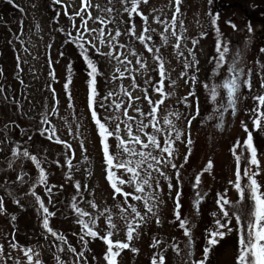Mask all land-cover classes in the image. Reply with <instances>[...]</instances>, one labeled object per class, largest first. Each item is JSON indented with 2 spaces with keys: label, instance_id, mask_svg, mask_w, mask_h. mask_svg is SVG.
Returning a JSON list of instances; mask_svg holds the SVG:
<instances>
[{
  "label": "rangeland",
  "instance_id": "374dc122",
  "mask_svg": "<svg viewBox=\"0 0 264 264\" xmlns=\"http://www.w3.org/2000/svg\"><path fill=\"white\" fill-rule=\"evenodd\" d=\"M211 1L181 0L180 11L176 13L175 0H148L138 6V11L147 17L144 22L136 14L129 18L125 8L131 7V0L126 3L121 0H89L91 7L80 16L75 13L82 7L81 0H61L60 3L56 0H0V189L18 177L25 180L29 174V181L37 182L31 186H36L37 195L53 214L47 217L49 227L57 236L65 237L69 245L66 251L70 253L66 260L62 255L64 248L60 250L53 239L49 243L40 237L35 226L38 217L35 208L25 211L21 203L0 196L3 203V211H0V264H29L25 256L27 249H31L29 255L33 264L37 260L41 264H107L104 259L107 245L100 238L84 235L77 221H88L89 217L79 216L74 207L96 218L94 230L101 237L110 230L106 217L111 216L116 225L111 237L114 242H127V225L121 219V208L128 209L123 215H127L133 224L139 223L130 242V249L138 251L122 250L116 258L118 264H152L153 257L158 260L161 255L165 264H196L203 259L205 247H210L206 264H236L239 233L234 214L242 217L240 231H243L250 200L240 201L234 187L237 160L233 151L241 157V183L246 188L243 170H256L248 163L251 154L244 145L249 132L259 161L260 174L255 178L264 192V120L260 128L253 123L264 113V106L255 99L264 96V0H222L228 9L234 7L236 13L233 16L227 9L218 16L213 14ZM107 8L113 11L109 13ZM89 13L91 19H88ZM174 13L175 21L172 19ZM216 17L214 25L212 21ZM82 18L88 20V29H104V44L99 43L98 32L84 30ZM97 18L105 23H99ZM246 18L252 21V26L246 23ZM130 27L134 28L135 35L128 32ZM145 27L151 29L144 33L151 36V40L141 43L138 37ZM61 30H65L68 36L71 33V37H77L79 30L83 36L79 40L93 50L100 79L95 87L92 110L109 131L115 132L116 125L120 124L118 135L124 140H127L122 123L124 108L127 107L128 115L137 121L147 123L146 115L141 116L135 109L149 113L151 105L144 99L145 94L153 103L161 99V95L154 91L161 79L158 61L154 57L161 58L166 73L164 92L167 93L157 112L162 131L155 133L149 127L144 132L155 135L163 147L169 131L163 118L167 116L172 121L174 151L171 164L158 165L159 172L144 166L152 173V187L146 186L144 194L136 193L134 186L127 183L119 185L133 195L153 194L156 199L148 203L154 206L155 215L147 212L144 201L129 196L126 203L124 196H114L106 179L104 153L89 108V89L80 74L73 77L75 70L68 69L67 61L72 59L75 63L76 53L66 45L61 55L57 52L63 47ZM117 31L121 35L109 47L108 34L114 36ZM177 36L180 37L179 47H175ZM218 43L222 46L220 52L223 47L228 49L223 53V61L219 59ZM148 47L154 51L149 52ZM109 52L113 56L123 54L121 59L127 56L130 63H120L113 56L106 55ZM137 59L145 65L144 68H140ZM218 63L220 67H217ZM186 64L189 67L186 68ZM230 68L239 73L240 83L234 113L232 108L224 111L228 105L227 90L219 87L232 75ZM69 81L66 90L65 84ZM133 84L137 87H132ZM213 86L217 87L216 101L211 99L210 88ZM125 91L140 98L134 100L131 107H128ZM109 93L113 95L109 97ZM116 103H121L119 110L115 108ZM173 113L179 114V118L171 115ZM45 118L47 123L42 122ZM135 127L133 124L134 132ZM51 129H55L56 135L50 140ZM176 131L180 133L179 139H175ZM136 134L147 142L144 134ZM106 142L111 153L119 151L115 135L106 137ZM133 147L140 150L138 145ZM25 150L37 157L46 173V185L38 182L39 169L22 155ZM14 151L19 155L14 156ZM144 151H151L157 157L167 156L155 148ZM69 160L71 165L67 162ZM209 161L213 166L205 170ZM18 171L23 176L18 175ZM114 172L125 181L130 177L122 169H114ZM197 175L200 176L198 185ZM24 184L21 188L13 185L12 194L25 190ZM77 184L80 185L79 191L75 187ZM197 194L199 204L196 203ZM221 196L231 202L225 210L230 214L227 221L233 231L229 233L223 229L225 237L217 238L218 244L209 246V233L216 230V220L225 222L226 219L217 204ZM177 200L179 215L187 220L190 236L184 235L176 218ZM129 205H135L145 219L140 221L135 217ZM39 209L42 211L40 206ZM82 235L83 241L80 239ZM57 236L53 237L58 239ZM156 241L159 243L155 244ZM174 247L179 248V253ZM79 253L83 255L79 256Z\"/></svg>",
  "mask_w": 264,
  "mask_h": 264
},
{
  "label": "snow or ice",
  "instance_id": "6c2138e0",
  "mask_svg": "<svg viewBox=\"0 0 264 264\" xmlns=\"http://www.w3.org/2000/svg\"><path fill=\"white\" fill-rule=\"evenodd\" d=\"M57 3H60L61 0H56ZM111 2V0H109ZM127 0H121V3H126ZM148 0H131V7L130 8H125V11L128 13L129 18L131 19L133 14H136L140 16L144 22L147 21V17H144L142 13L138 11V6L142 3L146 4ZM82 7L80 11L76 12L75 15L80 16L82 12H86L89 7H91L89 0H81ZM175 3L177 5L176 8V13L180 11L179 5L181 3V0H175ZM107 12L111 13L113 11L112 8H107ZM176 13L173 14V21L176 19ZM67 14V13H66ZM91 14H88V19H91ZM99 20V23L104 24L105 21L103 19L97 18ZM87 22L88 20L82 18V25L84 27L85 31L88 32H98V37L97 39L99 40V43L104 44L106 41L104 39L106 33L103 28L100 29H88L87 28ZM182 23V22H181ZM212 23L215 25L216 20L213 19ZM174 26V25H173ZM233 28H235V25H232ZM168 29L166 28L165 31ZM151 29L145 27L138 39L141 41V43H144L146 40H151V36H145L144 33L150 32ZM128 32L132 35H135L134 28H129ZM174 36L176 35L175 32L172 33ZM109 35V39L107 40V44L109 47L113 46V41H115L116 37L121 35L119 31L115 33V35ZM69 37L71 38L72 42H75L77 39H83V36L79 34L78 30V36L77 37H71V33H69ZM166 39V38H165ZM177 44L175 47H179V40L180 37L177 36ZM88 44H91V41H87ZM195 43V42H194ZM81 49V55L83 56L85 62L87 63L88 68L90 71L88 72L89 77L92 79L89 81V88H90V93H89V108L92 110V105L95 101V88H94V83H95V76L98 74L97 73V68L93 64V62L89 59L88 57V50L84 47V44L79 45ZM119 47H124L123 45H120ZM221 45L218 43L217 44V51L220 52ZM147 50L149 52L154 51L153 48L148 47ZM98 51V50H97ZM155 51H159L158 49H155ZM228 49L227 47H223V52H220V61L224 60V52H227ZM132 55H135L134 52L131 53ZM106 55L108 56H113L112 52L107 53ZM123 54L121 53H116L113 58L118 60L120 63H130V61L127 60V56H124L123 59H121V56ZM154 59L158 61V69H159V75L161 77L160 81L157 83V85L154 87V91L159 93L161 95V99L153 103L151 99L148 97L147 94H145L144 99L148 101L149 105H151L150 111L147 114H144L140 111L139 108L135 109L136 112L140 113L141 116L146 115V119L148 120L147 123L144 122V120H139L133 116L128 115V108H124L123 114L125 117V120L122 121L124 124V128L127 132V140L121 139L118 135L120 132V124L116 125L115 132L109 131L108 128L104 123H101L99 119L96 117V112L92 110V117L93 120L95 121L97 127H98V132L101 137V143L103 145V153H104V160H105V165H106V172L107 176L106 179L110 183V186L114 190V196L115 195H122L125 197V202L127 203V198L131 196L133 200L136 201H144V208L147 210L148 213H152L155 215L153 212V205H150L148 202L151 200H155L156 197L153 194H146V195H133L132 193L125 192L122 187L119 185H123L125 183L134 186V191L136 193L144 194L145 193V187H152L151 180H152V173L150 171H147L145 169V165H147V169H152L157 172L160 171L158 165L160 164H171V157L173 155V140H172V132L174 129V125L172 121L165 116L163 118V123L165 125L169 126V131H168V139L164 140V145L161 146V144L157 141L156 136L151 134V133H145L144 130L146 128L151 127L155 133H160L162 131L161 127L159 126V122L157 121V112L159 109V106L164 103V97L167 95V93L164 92V81L166 78V73L164 70V65L159 56H155ZM137 64L140 65V68H144L145 65L137 59ZM221 65L218 63L217 67H220ZM185 67H189V65H185ZM127 71V69H125ZM229 72L232 73V75L227 78L222 85H219V87H222L223 89L227 90V98H228V105L227 107L224 108V111H227L228 108L233 109V113L235 110V100H236V93L238 89L240 88V83L238 82L239 78V73L235 70V68H230ZM183 75V74H182ZM120 77H123V73L120 74ZM116 78V77H114ZM194 79V78H193ZM147 82V81H146ZM69 82L65 84V89L67 90L69 87ZM175 83V82H173ZM247 84L248 82L245 81ZM264 86V85H262ZM132 87H137V85L133 84ZM206 88L209 86L206 84ZM250 87V85H249ZM210 94H211V99L213 101H216L218 92H217V87L213 86L210 88ZM112 93H109L108 96H112ZM124 95L128 97V107H131V104L134 100H139V97H133L130 92L125 91ZM107 99V97L105 98ZM259 101V104L261 106H264V96H259L256 97ZM123 103V102H121ZM121 103H116L115 108L119 110L121 108ZM55 111V109H53ZM258 111V110H257ZM175 115L177 119L179 118V114H171ZM222 114H221V120H222ZM264 120V113H261L255 120H254V125L257 128L261 127V121ZM43 123H47V118L42 121ZM131 122V123H130ZM190 123V122H189ZM133 124H135V132L133 128ZM246 132H248V129L245 127L244 129ZM47 131V130H45ZM136 132L142 133L147 137V142L141 139L140 135H137ZM56 135L55 129H51V135L48 137V139H52ZM116 137L118 143L116 145L117 149L119 150L117 153L113 154L109 151L108 144L105 142L106 137L109 136H114ZM180 133L178 131L175 132V139H179ZM253 137L252 133L249 132L247 139L244 141V145L246 148V151L250 152V159L248 160V163L252 166H255L256 170L254 171L252 168H245L243 170V177L247 179V187L245 188L244 185L241 183V171H240V159L241 157L236 154L235 150L233 151L234 156L236 157L237 160V172H236V181L234 182V187L237 190L239 194V200L242 201L245 198L250 200V207L248 208L247 212V223L246 226L244 227L243 231H240L241 228V222H242V217L239 214H234L235 219L237 222V230H238V256L236 259V264H264V192L261 191V186L259 185L258 181L256 180V176H258L259 173V161L257 159V153L256 149L253 147L252 143ZM57 143H63L60 140H56ZM191 141H189V144ZM133 145H138L139 149L138 150L136 147H133ZM66 147H71L70 145H65ZM149 148H155L158 149L161 153H166V157H157L152 154L151 151H144L145 149ZM14 156L19 155L17 152H13ZM22 155L26 158H29L39 169V183L46 185V173L43 168L40 167V163L35 156H31L27 150L23 151ZM124 157V158H122ZM130 157H139L138 159H131ZM185 161H187V156L185 157ZM69 165H71V161H67ZM11 166V165H10ZM173 168H175V165H171ZM212 162L209 161L207 168L205 170H209L212 168ZM114 169H122L125 173H129L130 177L127 181L123 179H119L115 172ZM163 175V173H161ZM18 179H22L21 177H18ZM200 182V176L197 175L196 177V184L198 185ZM230 183H233L230 181ZM77 190L79 191L80 185L77 184L75 186ZM86 187V186H85ZM158 187V185H157ZM171 188V185H169ZM48 192H51V188L47 189ZM31 195L35 197L36 202L39 204L40 208L42 209L43 213L45 214V219L43 221V227L49 231L53 236H57V233H55L50 227H49V221L47 219L48 216L53 215L52 213L49 212L48 208L44 206L43 201L41 200L40 196L37 195V193L32 190ZM179 193H177V197H179ZM198 199L196 201L197 204L200 202L199 194ZM17 203H19L17 201ZM231 202L224 196H221L217 200V204L220 210V213L225 219V222H221L220 219L216 220V230L211 231L209 233V239L207 241L209 246H214L218 244V239H223L226 235L225 231L223 229H227V232L233 231L231 227H229V222L227 221V218L229 217V212L225 210V206L229 205ZM93 208L96 207L94 203L91 204ZM129 208L131 210V213L135 214V217H138L140 221H143L145 219V216L141 214V212L137 211V208L135 205H129ZM179 200H177L176 203V218L179 221V226L184 230V235L185 236H190V230L186 227L187 225V220L182 219L179 215ZM74 210L78 213L79 216L84 217L88 216L89 219L88 221H85L83 219H79L77 222L81 226V230L84 232V235L89 236L93 239L95 238H100L103 240V242L107 245V251L104 254V259L106 260L107 264H118L117 257L120 255L121 251L124 249H130V242L134 238V233L136 232V229L139 227V223L133 224L131 220L128 219L127 215H123V213H126L128 209L121 208V219L125 220L126 225H127V231H126V241L127 242H120L116 241L114 242L111 237L113 235V231L116 228V225L112 223V217L107 216L106 217V223L108 224V228L110 229L109 231L106 232L104 236H99V233L94 230V226L96 224V218H93L90 216L89 213L84 212L78 208L74 207ZM0 211H3V203L0 201ZM101 215H104V213H101ZM215 215V214H214ZM12 219H15L13 217ZM157 223H159V220H157ZM58 239L61 241H64L67 243L65 240L64 236H58ZM80 239L83 241L84 236L82 235ZM159 241H156L155 244H158ZM155 244L153 246H155ZM15 247V245H13ZM71 251H75V249H70ZM133 252L138 251L137 249H130ZM174 251L179 253V248L174 247ZM31 252V249L25 250V256L28 259L29 264H33L32 256L29 255ZM210 252V247H205L204 248V254H203V259L200 261H197L196 264H206V261L208 259V255ZM79 256H82L83 253H79ZM35 264H41L40 261H35ZM152 264H165V258L164 256H160L159 259L157 260L156 257H153L152 259Z\"/></svg>",
  "mask_w": 264,
  "mask_h": 264
},
{
  "label": "trees",
  "instance_id": "16d2710c",
  "mask_svg": "<svg viewBox=\"0 0 264 264\" xmlns=\"http://www.w3.org/2000/svg\"><path fill=\"white\" fill-rule=\"evenodd\" d=\"M209 1V3H210V0H208ZM222 0H220L219 1V6L217 5V7L219 8V9H223L221 12H219V13H217L218 12V10L217 9H215L214 8V6H212V8H213V10L211 9V11L213 12V14H217V16L219 15V14H221L223 11H225L226 9L227 10H229L231 13H230V15L231 16H233L235 13H236V10L234 9V7H229V9H228V7L225 5V2L224 1H222ZM211 4H213V0L211 1ZM223 6V7H222ZM222 7V8H221ZM242 15V14H241ZM242 18H244L243 16H242ZM247 19V18H246ZM215 20L217 21V17L215 18ZM248 21H246V23L248 24V25H250V26H252L251 25V23H252V21L251 20H249V19H247ZM217 23V22H216ZM58 31H59V33H60V28L59 29H57ZM62 31V30H61ZM61 37H62V43H61V45L63 46V47H59L58 48V50H57V52H58V55H61L62 53H63V49H64V47H66V46H68V47H70V49L74 52L75 51V53H76V58H77V61H75V63H74V61L72 60V59H68V61H67V65H68V69H70V70H75V72L74 73H72L73 74V77H76V75H79L80 74V76L82 77V79L85 81V83H86V87H88V89H89V93H90V88H89V81L92 79L91 77H89V75H88V72L90 71V69L88 68V66H87V63L85 62V60H84V58H83V56L81 55V49H80V47H79V45L80 44H84L83 42H81L79 39H77L75 42H72V40H71V38L68 36V33L65 31V30H63L62 31V33H61ZM66 45V46H65ZM84 47L88 50V57H89V59L93 62V64L95 65V58L93 57V50H91V48L90 47H88L86 44H84ZM67 49H69V48H67ZM77 70H79V71H77ZM159 72V71H158ZM97 73H98V68H97ZM100 78H99V76H98V74L95 76V83H94V88L96 87V84H97V82H98V80H99ZM157 84V83H156ZM95 91H96V89H95ZM91 115H92V113H91ZM93 118V117H92ZM96 127H97V125H96ZM97 132H98V127H97ZM98 134H99V132H98ZM99 138H100V142H101V137H100V135H99ZM5 139V142L7 141V139L6 138H4ZM105 142H106V140H105ZM107 143V142H106ZM101 146H102V149H103V145H102V143H101ZM107 174V173H106ZM29 174H27V176H26V179L25 180H23V179H18V180H16L15 182H9V183H6V184H4V185H2V187H1V189H0V196L1 197H5V193H7V194H9L10 195V192H12L13 193V190L11 189V187L13 186V185H16V186H19V188H21V186L24 184L25 185V190L23 189L22 190V192H20L19 194H21L22 196H24L23 198H25L26 200H27V207H32V205L35 203L36 205H38V203L36 202V199H34L35 197L34 196H32L31 195V191L33 190V189H35L34 191L36 192V193H38V191H37V188H35L36 186H31L32 184H35V183H32V182H30L29 181ZM109 185H110V183H109ZM7 190L6 192H5V190ZM20 195V196H21ZM19 196V197H20ZM39 208V207H38ZM42 211L39 209V213H38V217H37V221H36V227L38 228V230L40 231V233H38L39 235H40V237L43 239V240H45V241H48L49 243H52L53 241L55 242V244L60 248V250H62L63 248L65 249L64 251L65 252H63V256H65V258H66V260L67 259H69L70 258V253H68L66 250V248H69V245H68V243H65L64 241H61V240H59V239H57V238H54L53 236H52V234L51 233H49V232H47V231H45V228L43 227V221H44V214L43 213H41ZM53 237V238H52ZM58 237V236H57ZM52 239H53V241H52ZM72 254V253H71ZM72 258V257H71ZM66 264H68V263H66ZM69 264H74V263H69Z\"/></svg>",
  "mask_w": 264,
  "mask_h": 264
},
{
  "label": "flooded vegetation",
  "instance_id": "af4514ba",
  "mask_svg": "<svg viewBox=\"0 0 264 264\" xmlns=\"http://www.w3.org/2000/svg\"><path fill=\"white\" fill-rule=\"evenodd\" d=\"M219 2V0H214V5H215V8L218 10V12L219 11H222L223 9H219L218 7H217V3ZM222 2V1H221ZM223 7V6H222ZM221 7V8H222ZM18 175H23V173L21 172V171H18ZM17 195H19V194H12V192H10V196H14V197H17ZM23 197L24 196H20V197H17L16 198V200H22L23 199ZM25 207L27 208V205H25ZM25 211H28L27 209H25Z\"/></svg>",
  "mask_w": 264,
  "mask_h": 264
}]
</instances>
